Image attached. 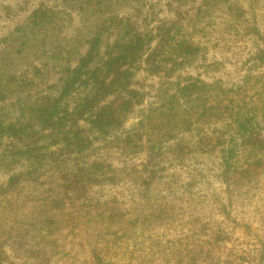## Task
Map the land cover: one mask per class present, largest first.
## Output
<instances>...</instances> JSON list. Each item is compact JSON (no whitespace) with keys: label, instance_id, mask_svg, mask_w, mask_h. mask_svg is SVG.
<instances>
[{"label":"rangeland","instance_id":"374dc122","mask_svg":"<svg viewBox=\"0 0 264 264\" xmlns=\"http://www.w3.org/2000/svg\"><path fill=\"white\" fill-rule=\"evenodd\" d=\"M102 1L0 0V52L10 58L5 79L24 80L35 67L43 73L0 101V117L14 120L28 95L55 93V46L67 43L84 53L101 23L128 21L129 33L143 37L172 25L197 52L174 71L151 73L144 56L158 40L145 44L130 84L141 94L139 103L105 138L88 133L92 143L84 152L63 143L45 150L51 138L35 122L30 141L0 138L1 263L264 264V0ZM38 10L57 14L54 28L36 52L16 53L10 34ZM189 81L205 83L201 102L214 105L206 114L189 108L188 100L179 99L187 106L181 112L177 103L169 106L178 85ZM115 100L112 95L105 103ZM237 110L252 118L258 152L227 166L219 148L204 143L206 137L229 139ZM181 116L190 117L193 129L178 130ZM167 126L177 136L156 157L149 140L164 139ZM180 138L182 148H167Z\"/></svg>","mask_w":264,"mask_h":264},{"label":"trees","instance_id":"16d2710c","mask_svg":"<svg viewBox=\"0 0 264 264\" xmlns=\"http://www.w3.org/2000/svg\"><path fill=\"white\" fill-rule=\"evenodd\" d=\"M102 2V0H96L95 5ZM56 15L54 12L45 10L35 11L25 26L14 30L10 34V43L13 44V48L16 46V53H22L27 48L36 52L41 48L48 29H53L55 26ZM114 19L116 18L114 17L112 21ZM108 20H111V17ZM99 25L101 26L96 25V29L88 35L85 41L87 49L84 53H80L75 46L72 48L67 43L55 46L53 57L56 58V73L59 75L56 85H51V87H55V93L38 95V98L28 95L22 103V95H17L15 103H21L19 105L20 115L14 120L8 121H5L6 115L0 117V138L7 135L19 141L22 138L30 141L34 133L29 129L35 122L39 126L38 131H48V137L51 138L47 145L42 147L45 150L59 143L60 148L63 145L73 146L71 150L77 153L84 152L91 147L92 143L88 133L96 131L99 136L105 138L106 134L120 126L125 114L139 103L141 94L131 88L130 84L133 67L141 59L145 44L147 47L151 40H158L155 46L148 47V52L144 56V63L149 66L148 71L151 73L174 71V67L180 68L181 65L191 61L190 56L197 52L196 46L185 43L182 38L176 37L179 33L174 27L171 28L172 25L158 26L154 34L144 37L137 30L130 34L127 28L128 21L123 25L121 20L109 25L104 23ZM111 28L112 32L116 30L118 33L115 39L109 41L108 36L112 34ZM61 52L64 53V56H61ZM0 53V101L11 96L13 92L18 94L26 84L34 83V77L38 75V71L43 75L41 69L39 70L40 67H35L32 76L24 78V80L5 79L9 71L10 58L4 59L5 50ZM171 56L172 58H170ZM73 60L75 63L71 65L70 62ZM168 62L170 65H167ZM203 85L205 83L202 81L179 84V90L177 93H173L172 98L168 101L169 106L177 103L176 105L181 108L179 112L184 111L187 106L189 108L201 107L200 113L206 114L214 105H207L205 99L201 102V98L205 97ZM77 90H80V94L72 104H69V97L73 96ZM112 95H115V102L105 103L106 98ZM179 99L188 100L189 105L185 106L184 102L179 103ZM240 108L242 109V107ZM177 113L175 114L176 118H179ZM167 116L163 117L167 119ZM233 116L235 117L229 122L231 125L233 124L228 135L229 139L217 136L213 142L206 137L204 143L207 146L219 148L221 159L227 166H235L236 160L241 154L248 160L250 157H255L258 152L255 145L258 139L252 136V118L249 117L247 111L240 112V110L235 111ZM189 118L181 116L183 125L178 130L193 129ZM79 121L85 122L87 128L81 127ZM162 134L165 136L164 139L161 137L157 141L149 140L148 150L156 157L163 153L164 142L173 140V137L177 136V131L175 127L172 129L167 126ZM127 136L128 142L131 139L129 134ZM183 143L185 141L180 138L175 141L173 146L167 148H180L179 146L182 148ZM32 146L33 151H37L38 148ZM52 154L53 152H50L48 156L50 157ZM51 162H53L52 159ZM0 264H2L1 261Z\"/></svg>","mask_w":264,"mask_h":264}]
</instances>
